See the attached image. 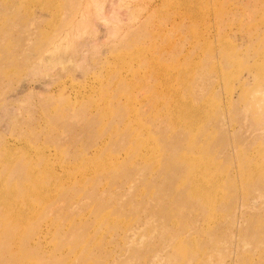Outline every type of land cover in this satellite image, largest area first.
I'll return each instance as SVG.
<instances>
[{
	"label": "rangeland",
	"instance_id": "374dc122",
	"mask_svg": "<svg viewBox=\"0 0 264 264\" xmlns=\"http://www.w3.org/2000/svg\"><path fill=\"white\" fill-rule=\"evenodd\" d=\"M0 264H264V0H0Z\"/></svg>",
	"mask_w": 264,
	"mask_h": 264
}]
</instances>
